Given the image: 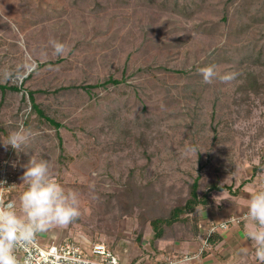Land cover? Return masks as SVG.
<instances>
[{
    "label": "rangeland",
    "instance_id": "rangeland-1",
    "mask_svg": "<svg viewBox=\"0 0 264 264\" xmlns=\"http://www.w3.org/2000/svg\"><path fill=\"white\" fill-rule=\"evenodd\" d=\"M210 65L217 77L204 83L199 70ZM262 73L264 0H0V84L21 88L0 91V140L19 126L33 134L11 152L19 185L12 199L26 187L29 159H45L78 194L81 212L47 237L149 249L152 231L137 212L148 195L170 202L196 176L233 189L244 180L241 195L264 187V91L235 92ZM226 74L232 79L223 82ZM27 90L61 123V144L53 125L23 124ZM8 154L0 142V160ZM254 166L261 169L252 176Z\"/></svg>",
    "mask_w": 264,
    "mask_h": 264
},
{
    "label": "clouds",
    "instance_id": "clouds-1",
    "mask_svg": "<svg viewBox=\"0 0 264 264\" xmlns=\"http://www.w3.org/2000/svg\"><path fill=\"white\" fill-rule=\"evenodd\" d=\"M52 43L56 54H62L64 45L58 41ZM199 71L204 83H211L217 77L214 66ZM220 79L228 82L232 76L226 74ZM32 135L31 130L19 126L0 142L5 149L10 146L20 152ZM24 168L21 179L26 187L19 194L18 202L0 198V264H31L30 257L20 256L22 250L33 247L38 235L53 228H64L81 215L78 194L66 191L53 177L49 161L32 156ZM3 188V182H0V189ZM245 219L253 222L252 229L245 233V239L251 240L256 259L264 264V187L250 193ZM248 251V247L243 249L245 254Z\"/></svg>",
    "mask_w": 264,
    "mask_h": 264
},
{
    "label": "trees",
    "instance_id": "trees-1",
    "mask_svg": "<svg viewBox=\"0 0 264 264\" xmlns=\"http://www.w3.org/2000/svg\"><path fill=\"white\" fill-rule=\"evenodd\" d=\"M257 60H252L250 63H255ZM260 75H249L244 77L240 83L236 84L235 92L245 95H249V92L260 93L264 91V76ZM261 76V77H260ZM237 78V77H236ZM105 83L111 82L117 84L119 81L112 78L104 80ZM99 85L88 86L84 88L97 87ZM6 90L11 91H20L19 86H7L0 84V91L4 93ZM40 92L43 90H39ZM29 109L24 115L23 124L26 128L30 127H40L42 125H53L54 134L58 138V143L61 144L62 139L59 136V128L61 123L56 121L54 118L46 114L43 108L36 103L34 97V91L27 90ZM115 113L106 114L104 120L108 122L109 127L115 125L114 120ZM133 126H141V124H134ZM146 124V123H145ZM144 124V125H145ZM12 148L8 147V156L7 159L11 157ZM262 166V163H261ZM261 166L253 167V174L258 172L261 169ZM199 176H196L192 179L191 182L187 184V189L184 195H178L170 202H161L159 200H153L151 195L146 197L148 200L144 202L147 204L146 210L143 211L142 208H138V215L144 217L143 221H147L151 231L152 236L149 239V245L152 249H158V243L163 240H183L185 237H194L198 239H206L207 244L214 245L218 242L219 236L217 230L210 235H207L206 231L201 228L202 220L199 217L198 213L201 210H204L208 207L216 205L217 207L227 206L232 203L230 198L224 197L220 198L219 202H216V193L226 191L231 195H238L240 192L241 185L244 184V180L240 183L239 187L233 189L231 185H226L219 182L218 179L212 181H206L203 183L199 180ZM136 199L143 198V192L135 191ZM134 192L132 190L131 195H126L128 198H133ZM143 200V199H142ZM131 202V200H129ZM217 203V204H216ZM126 214L128 217L133 216V207L128 205L126 207ZM142 232V231H141ZM139 230L138 235H136L135 240L138 244H141L143 234ZM108 248L114 249L115 245L110 244L109 242H104Z\"/></svg>",
    "mask_w": 264,
    "mask_h": 264
},
{
    "label": "crops",
    "instance_id": "crops-1",
    "mask_svg": "<svg viewBox=\"0 0 264 264\" xmlns=\"http://www.w3.org/2000/svg\"><path fill=\"white\" fill-rule=\"evenodd\" d=\"M249 198L250 193L239 194V197L227 206L213 205L199 211L201 228L206 231L212 222L217 224L231 216H241L246 212ZM252 227L253 222L245 217L238 222H229L227 228L217 229L218 242L214 245L208 244L204 248H201L202 239L185 237L183 240L160 241L157 250L150 247L142 251H122L121 245L119 250L115 247L114 250L124 264H260L255 257L254 244L250 239H245V233ZM245 247L249 248L246 254L243 252Z\"/></svg>",
    "mask_w": 264,
    "mask_h": 264
},
{
    "label": "built area",
    "instance_id": "built-area-1",
    "mask_svg": "<svg viewBox=\"0 0 264 264\" xmlns=\"http://www.w3.org/2000/svg\"><path fill=\"white\" fill-rule=\"evenodd\" d=\"M17 161L13 158L0 160V182H3V189H0V198L4 200H14L12 196L18 192L19 185L16 179ZM16 185L14 187H10ZM241 216H231L228 220L220 223H210L206 229L207 235L215 232L218 228L225 229L229 222H238ZM48 233L38 235L33 247L22 250L19 254L21 257H30L31 264H124L114 249L108 248L107 245L95 239L93 242L88 240L78 241L65 238L61 240L47 237ZM204 248L207 246L206 239L203 241Z\"/></svg>",
    "mask_w": 264,
    "mask_h": 264
}]
</instances>
